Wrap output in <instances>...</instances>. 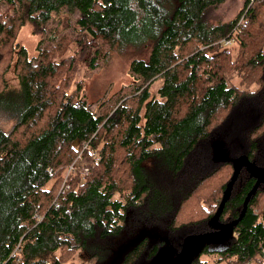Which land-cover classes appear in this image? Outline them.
Wrapping results in <instances>:
<instances>
[{
	"label": "trees",
	"instance_id": "trees-1",
	"mask_svg": "<svg viewBox=\"0 0 264 264\" xmlns=\"http://www.w3.org/2000/svg\"><path fill=\"white\" fill-rule=\"evenodd\" d=\"M226 1L0 0V111L13 122L0 129V264L78 253L151 264L161 246L174 260L188 237L215 230L236 162L264 170V0L209 23ZM62 12L77 15L71 32L48 31ZM26 26L33 58L17 42ZM147 50L129 65L133 89L93 113L80 67ZM80 153L84 166L68 172ZM256 180L243 166L219 224L239 218ZM196 246L191 264H264V183L230 238Z\"/></svg>",
	"mask_w": 264,
	"mask_h": 264
},
{
	"label": "rangeland",
	"instance_id": "rangeland-1",
	"mask_svg": "<svg viewBox=\"0 0 264 264\" xmlns=\"http://www.w3.org/2000/svg\"><path fill=\"white\" fill-rule=\"evenodd\" d=\"M245 0H227L216 10H210L207 13V19L212 25L224 24L233 21L243 8ZM77 15L68 13H60L59 17H54L47 25V30L50 32L57 31V35L71 32V26L74 24ZM17 42L20 46L26 49L28 57H35L36 45L38 37L32 36L31 28L26 26L21 29L18 34ZM229 42H224L228 45ZM149 51H145L138 55H121L118 51H110L107 60L99 62V66L92 72L86 71L85 65L79 69L78 79L83 81L84 98L90 105L93 113L97 114L100 109L103 111L109 106H113L116 95H122L130 92L134 87L133 79L129 74V65L132 60L143 59L147 60ZM8 85L12 89L18 88V82L13 75V70L6 75ZM161 80H156L150 87V93L156 96L157 90L161 87ZM13 128V122L0 111V129L5 133H9ZM199 247L196 246L194 253ZM198 252V251H197ZM196 252V253H197ZM193 253V254H194ZM119 254H116L113 259L103 264H117ZM114 258H117L116 261ZM85 254L78 253L70 264H90ZM206 264H226L225 262L217 263V257H202ZM173 253L171 249L163 245L159 248L158 254L151 264H172Z\"/></svg>",
	"mask_w": 264,
	"mask_h": 264
},
{
	"label": "water",
	"instance_id": "water-1",
	"mask_svg": "<svg viewBox=\"0 0 264 264\" xmlns=\"http://www.w3.org/2000/svg\"><path fill=\"white\" fill-rule=\"evenodd\" d=\"M243 166H246L251 172L256 175V183L253 189L248 193L247 197L245 198V201L243 203V209L239 218L228 224H219L217 221L218 216L223 211V208L231 195L232 187ZM261 183H264V170L257 168L245 158L239 159L234 165L232 177L226 186L220 205L213 218L211 219L212 226L215 228V230L212 232L188 237L185 240L181 252L175 257L172 264H191L194 253V246L197 242H209L217 244L230 238L234 227L238 224L239 221L242 220L243 216L245 215L247 205L251 196L258 189Z\"/></svg>",
	"mask_w": 264,
	"mask_h": 264
},
{
	"label": "built area",
	"instance_id": "built-area-1",
	"mask_svg": "<svg viewBox=\"0 0 264 264\" xmlns=\"http://www.w3.org/2000/svg\"><path fill=\"white\" fill-rule=\"evenodd\" d=\"M85 149H87V145H83L82 147V151L83 152ZM84 166V162L82 160L81 157V153L76 157L75 161L73 162V164L69 167L68 172L75 170L78 167H83ZM86 171V170H85Z\"/></svg>",
	"mask_w": 264,
	"mask_h": 264
},
{
	"label": "bare ground",
	"instance_id": "bare-ground-1",
	"mask_svg": "<svg viewBox=\"0 0 264 264\" xmlns=\"http://www.w3.org/2000/svg\"><path fill=\"white\" fill-rule=\"evenodd\" d=\"M195 247V246H194Z\"/></svg>",
	"mask_w": 264,
	"mask_h": 264
}]
</instances>
